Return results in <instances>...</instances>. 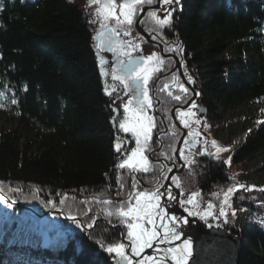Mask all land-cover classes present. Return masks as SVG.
Wrapping results in <instances>:
<instances>
[{
	"label": "trees",
	"instance_id": "trees-1",
	"mask_svg": "<svg viewBox=\"0 0 264 264\" xmlns=\"http://www.w3.org/2000/svg\"><path fill=\"white\" fill-rule=\"evenodd\" d=\"M80 1L0 0V113L18 123L0 131V192L9 199L0 197V264H23L21 257L24 264H111L99 245L118 243V230L108 226L117 221L94 213L100 203L91 196L113 195L100 189L118 167ZM182 19L189 60L216 118L236 117L237 108L255 117L264 104V0H189ZM255 124L235 152L217 158L212 147L200 173L206 201L224 198L237 180L264 184V121ZM226 129L232 139L236 132ZM242 203L244 235L232 207L221 225L243 236L239 264H264V193ZM57 208L76 216L59 239L40 216Z\"/></svg>",
	"mask_w": 264,
	"mask_h": 264
},
{
	"label": "flooded vegetation",
	"instance_id": "flooded-vegetation-1",
	"mask_svg": "<svg viewBox=\"0 0 264 264\" xmlns=\"http://www.w3.org/2000/svg\"><path fill=\"white\" fill-rule=\"evenodd\" d=\"M80 3L82 14L86 18L91 32V48L95 66L109 106V119L114 129L113 142L116 144L117 138L122 142L121 151L117 152L115 150V165L118 167L121 161L130 154L131 149L135 148V139L132 134L125 133L118 128L119 122L124 117L123 105L132 98L133 94L125 89L119 80L112 79L111 71L113 68H119L120 61L127 62L128 57L123 55L122 52L107 50L108 34L103 37L105 44L100 45L97 33L100 31L101 20L96 14L99 5L89 0H81ZM187 5H189V0H180L179 6L175 4L163 6L177 8L172 14L173 19L170 27H158L152 18L147 15L149 11L156 9H159L161 13L163 12L158 3L143 5L144 10L138 12L131 26L127 24L117 26L114 19L108 21L110 26L117 27V31L121 32V35L112 37L114 41L139 45L135 50L125 49L133 59L138 56L147 57L153 53L163 59L162 64H157L155 60L149 62V67L154 68L155 71L151 73L146 86L148 96L152 100V107L147 109V114L154 117L156 124V127L152 129V139L149 141L150 150L146 149L144 152V155L148 157L152 170L145 173L142 171H129L128 167H118L114 181L111 182L110 179H107L100 189L102 193L110 190L113 195H91L100 203L99 208L94 213L102 215L105 223L109 220L117 221L116 223L108 222V226L118 230V242L130 244L126 235L123 237L120 235L121 232H126L127 225L121 223L124 218L117 215H108V212L114 213L117 207L122 206L123 202L129 199L130 193L154 190L157 187L162 193L166 189H170L172 196L176 198L173 200L167 198V196L161 197V206L166 208L170 215L174 214L177 217L175 224L178 232L181 233L180 239L175 240L171 247L182 245L185 240H188L191 245L193 232L199 226L223 228L221 225L222 220L217 225L215 221L212 222L213 219L206 220L201 215H190L191 212L202 211L206 207V192L200 188V173L207 164L212 162L210 153L212 147L220 143L221 135L220 128H216L220 119L216 118V115L205 101L203 84L200 80L201 75L197 66L190 62L185 40L182 37L180 25ZM117 11L119 12V9ZM141 21L143 22L141 23ZM125 31H130L131 35H123ZM177 45L181 50L179 52L172 51L171 49ZM102 61H107V63L102 64ZM105 71L109 72L108 76L103 75ZM117 75H123V73L118 70ZM189 77H191V80H189ZM180 85H183L188 91L184 92ZM106 87L110 91L113 90V87L115 88L111 96L105 92ZM176 97H179V99H176ZM189 108H191L194 115L185 117L190 125V127H185L178 116V112H187ZM192 133H198V135ZM213 141L216 142L215 145ZM170 172H173V174L167 181ZM173 178L179 179L180 188L176 187ZM133 185H135V188H133ZM161 185L163 187H160ZM193 192L199 193L195 197L196 201H199L198 206L193 208V205L187 203L177 204V201H187ZM166 200L167 203H165ZM109 201L111 204L108 203ZM132 202H135L134 197H132ZM185 218L187 223L183 222ZM128 219L130 220V218ZM98 220L99 217L95 219V226ZM190 234L192 235L190 236ZM160 247L170 246L160 245ZM145 252L152 254L154 248L146 249ZM144 253L142 255H146ZM106 254L111 264L115 259H118L109 253ZM137 259L139 258L134 257V261Z\"/></svg>",
	"mask_w": 264,
	"mask_h": 264
},
{
	"label": "snow or ice",
	"instance_id": "snow-or-ice-1",
	"mask_svg": "<svg viewBox=\"0 0 264 264\" xmlns=\"http://www.w3.org/2000/svg\"><path fill=\"white\" fill-rule=\"evenodd\" d=\"M91 2L99 5L96 9V14L101 20L100 31L97 33V39L100 41V45L103 46L105 44L103 37L105 34H108L107 50L122 52L123 55L128 57L127 62H119L118 69H112L111 76L113 80H119L124 88L133 94L132 98L123 105L124 117L119 122L118 128L125 133L132 134L136 147L131 149L130 154L127 155L126 159L121 161L118 167H128L133 171H142L145 173L150 172L152 166L149 163L148 157L144 155V152L146 149H149V141L152 139V129L156 127V124L154 117L147 114V109L152 107V100L148 96L146 86L151 73L155 71L154 68L149 67V62L155 60L157 64H162L163 59L158 57L156 53L147 57L138 56L133 59L125 49L135 50L139 45L131 44L130 42L114 41L112 37L121 35V32L117 31V27L110 26L108 21L114 19L117 26L123 24L131 26L138 12L144 10L143 5L158 3L163 9V12L161 13L159 9H156L149 11L147 15L152 18L158 27H170L173 19L172 14L177 8H166L163 6L174 4L179 6L180 0H91ZM117 9H119V12ZM123 35H131V33L130 31H125ZM171 50L179 52L181 49L177 45ZM105 63L107 61H102V64ZM118 70L123 75H117ZM103 75L108 76L109 72L105 71ZM189 80H191V77H189ZM180 87L184 92L188 91L183 85H180ZM114 90V87L112 91L107 87L105 88V92L110 96ZM0 95H3V93H0ZM176 99H179V97H176ZM11 102L13 104L17 103L14 99ZM0 107H4V105L0 104ZM191 115H194L191 108L187 112H178V116L185 127H190L185 117ZM192 134L198 135V133ZM213 144L215 145L216 142L213 141ZM115 148L117 152L121 151L122 142L119 138H117ZM223 151H227V149L217 146V158H219V153ZM173 180L176 187L180 188L179 179L173 178ZM160 187H163V185ZM241 187L243 186L241 185ZM133 188H135V185H133ZM233 191L234 189L229 187L223 193V203L225 205H227L229 195ZM198 195L199 193L193 192L187 201H177V204L187 203L195 207V197ZM162 196H167V198L173 200L176 199L172 196L170 189H166L163 193L160 192L159 187L154 190L134 191L129 194V199L124 201L122 206L116 208L114 213L108 212V215H117L124 218L121 220V223L127 225L126 232H121L120 235L122 237L126 235L127 241H130V244L124 242L110 243L107 245L102 242L100 243V247L104 251L109 254H115V257L118 258V264H173V262L174 264H188V257L191 254L188 240H185L182 245L160 247V245H171L173 241L179 240L181 236V233L175 227L177 217L174 214L170 215L168 210L161 206ZM132 197H134V203L132 202ZM165 203H167V200ZM213 207V204H208L209 210ZM199 214L198 212L190 213V215ZM211 214V211L204 212L205 216ZM220 215H227L223 208L220 209ZM168 221L172 222V226H169ZM183 222L187 223V219L185 218ZM91 226L89 225L88 227ZM153 248L154 252L152 254L142 255L146 249ZM134 257L139 259L134 261Z\"/></svg>",
	"mask_w": 264,
	"mask_h": 264
},
{
	"label": "rangeland",
	"instance_id": "rangeland-1",
	"mask_svg": "<svg viewBox=\"0 0 264 264\" xmlns=\"http://www.w3.org/2000/svg\"><path fill=\"white\" fill-rule=\"evenodd\" d=\"M236 112H237L236 117L229 115V116H231L230 119L225 118L223 120L224 122H219L216 125V128H220L219 132L221 135V139H220V143L216 144L215 146H221L222 145L221 147H223V148H224V146H227L225 148L228 150H229V148H228L229 144H232L233 146L234 145L240 146L239 143L244 139V137L248 133L247 130L249 128H250L249 130H252L253 128L257 127V125L255 123L258 124L260 122V120H262L264 118V104H261V106L258 107V111H257L255 117L249 116L248 119H245V117L241 113L242 109H240V108H237ZM244 120H245V122L252 120L254 125H252L251 127L246 126V127L242 128V126L244 124L243 123ZM17 124L18 123L16 120L6 116L5 114L0 113V131H6L8 129L14 128L17 126ZM226 126H231L232 129L236 132L235 136L232 139L228 138V136H227V133H228L227 129L228 128L226 129ZM27 136L29 137V134ZM238 139H240L241 141ZM135 147H136V144H135ZM236 150H234V151H236ZM128 170L131 171V169H128ZM238 181H240V180H237L236 182L231 183L229 186L227 185V189L229 187H232L234 189L233 193H231L229 195L227 205H225L223 203L224 198L220 199L217 197V198H214V200L216 199L215 202L214 201H212V202L207 201L205 209L202 211L199 210L197 212L200 213L199 215L204 217L206 220L207 219L208 220L213 219L212 222L215 221L216 224L218 225L220 220H222L223 218H226V216L220 215V209L223 208L224 211L227 212L232 207V212L235 213V216L237 217V229L239 230V232H241L244 235V233L247 229L248 215L245 212V209L243 207L244 205L242 202L249 201L252 197H257L259 195H262L264 192L248 193V190H245V189L239 190L238 185H237ZM247 183H249V182H247ZM195 203H196V206L199 205V201H196V199H195ZM209 203L214 205V207L211 208L210 210L208 209ZM193 208H194V206H193ZM56 210H60V209L59 208L55 209L53 211L54 213H52V214H50L51 211H46V212L40 214V216L46 215L44 218L41 219L42 222L44 223V228L48 229L56 239H59V238L67 237V233L72 231V229H73L74 222L71 221L73 219V216H72V219H67V218H65L66 215L63 214V216H62V214L56 213ZM205 211H211L212 214L205 216L204 215ZM31 218L36 220V218H34V217H31ZM49 220H50V222H48ZM78 221H80V220H78ZM168 223L171 224V222H168ZM170 224H169V226L172 225V224L171 225ZM175 227H176V224H175ZM176 229H177V227H176ZM177 231H178V229H177ZM173 244H174V241L172 242L171 245H166V246H172ZM110 255L113 257L115 256V254H110ZM20 260L23 264L26 262L25 258H23V257H21Z\"/></svg>",
	"mask_w": 264,
	"mask_h": 264
},
{
	"label": "water",
	"instance_id": "water-1",
	"mask_svg": "<svg viewBox=\"0 0 264 264\" xmlns=\"http://www.w3.org/2000/svg\"><path fill=\"white\" fill-rule=\"evenodd\" d=\"M172 174L169 173L168 181ZM0 196L9 201L1 192ZM56 213L62 214L61 210H56ZM65 218L72 219L68 216ZM193 233L190 234L193 238L188 264H239L243 236L233 235L221 227L207 228L205 225L199 226ZM113 264H118V259Z\"/></svg>",
	"mask_w": 264,
	"mask_h": 264
},
{
	"label": "bare ground",
	"instance_id": "bare-ground-1",
	"mask_svg": "<svg viewBox=\"0 0 264 264\" xmlns=\"http://www.w3.org/2000/svg\"><path fill=\"white\" fill-rule=\"evenodd\" d=\"M247 132H249V130H247ZM238 140H240V139H238ZM245 140H246V136L244 137V139L242 141L240 140L241 142L239 144L242 145L243 143H245ZM230 146L234 150L238 149L237 147H239V146H235V145L233 146L232 144H230ZM239 184H240L241 190H243V189L248 190V193H251V192H256V193L264 192V184L263 185H251V184H249L247 182H240ZM241 185L243 187H241Z\"/></svg>",
	"mask_w": 264,
	"mask_h": 264
}]
</instances>
